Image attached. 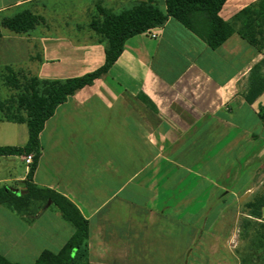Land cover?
Returning <instances> with one entry per match:
<instances>
[{
  "label": "crops",
  "instance_id": "1",
  "mask_svg": "<svg viewBox=\"0 0 264 264\" xmlns=\"http://www.w3.org/2000/svg\"><path fill=\"white\" fill-rule=\"evenodd\" d=\"M140 1L166 10L165 0H0V15L37 11L40 25L11 46L27 50L18 71L66 80L75 77L67 64L60 73L44 65L74 54L82 57L73 67L95 58V71L108 47L89 26L97 8L120 13ZM263 13L264 0H228L220 16L236 33L218 49L170 18L130 38L106 74L46 121L31 183L66 197L88 220L89 264H201L206 255L214 256L208 264H234L211 248L232 238L218 224L251 191L252 172L264 161V94L253 104L243 96L264 56L240 34L259 14L264 21ZM28 140L26 123L0 121V146ZM26 156H0V183L8 190L25 182L29 191ZM228 198L217 212L212 200ZM31 202L19 209L0 204V254L20 264L58 252L75 231L51 200Z\"/></svg>",
  "mask_w": 264,
  "mask_h": 264
},
{
  "label": "trees",
  "instance_id": "2",
  "mask_svg": "<svg viewBox=\"0 0 264 264\" xmlns=\"http://www.w3.org/2000/svg\"><path fill=\"white\" fill-rule=\"evenodd\" d=\"M228 0H165L166 10L162 11L158 4L149 1L137 2L132 8L120 13L108 11L99 6L98 13L92 18L90 28L108 43L105 63L91 73L72 77L66 80H42L34 76H18L11 72L6 83L13 89L23 91L7 101L0 98V121L26 123L29 140L24 147L0 146V156L34 155L33 164L27 176L28 194L18 196L7 188L0 190V204L13 209L29 206L33 200L46 204L49 200L59 209L64 220L70 223L75 231L70 240L58 252L45 250L34 264H89L87 257V240L89 223L80 210L66 197L49 190L38 188L32 184L35 171L41 156L40 134L45 123L50 119L57 107L69 97L86 86H91L102 75L106 74L117 62L125 49L127 41L137 35L151 32L164 26L173 18L188 30L201 38L211 49L221 47L233 34L234 27L221 16ZM264 17V13H263ZM42 22V18L29 10L5 17L0 21L1 29L23 34L32 31ZM255 28L261 30L255 33ZM250 44L256 46L264 56V21L260 19L246 22L240 32ZM264 94V57L255 64L247 78L243 96L246 102L253 104ZM264 119V108L260 110ZM252 209L251 216L260 219L264 207V193L255 197L252 202L242 204ZM0 264H20L12 262L0 254Z\"/></svg>",
  "mask_w": 264,
  "mask_h": 264
},
{
  "label": "rangeland",
  "instance_id": "3",
  "mask_svg": "<svg viewBox=\"0 0 264 264\" xmlns=\"http://www.w3.org/2000/svg\"><path fill=\"white\" fill-rule=\"evenodd\" d=\"M89 1V0H88ZM61 9H64L62 7ZM25 10L31 11L33 14L40 16L37 11L33 10L31 6L18 9L16 11H10L7 13L8 17L15 16L17 13L23 12ZM50 8H48V14H52ZM63 13V12H62ZM98 13V8L97 12ZM47 14V13H46ZM6 15V16H7ZM3 16L0 15V21L3 20ZM40 25V24H39ZM38 26V25H37ZM21 34L12 32L6 28L1 29L0 34V98L3 101H7L11 99L12 97H16L19 92L23 91L16 90L11 88L6 83L7 76L11 75V72H14L16 76L19 77L22 83L25 82L21 78V75H24L23 73H20L18 71V68H25V61H26V54L27 50L24 46H21L20 48L13 50L11 46H14L13 43H15L16 37ZM82 56H75L74 54H67V56H61L57 60H55L53 63H46L44 66L47 68H54L57 69L58 72H62L64 67L67 64L68 69H72L73 75L75 77L83 76L87 73H91L97 66L95 58H88L87 60H84L82 65L80 67L76 66L73 67L81 58ZM95 59V60H94ZM72 64V65H71ZM22 72V71H21ZM28 76V75H27ZM29 75L28 77H30ZM263 164V165H262ZM247 175L245 174L242 176L241 181L237 184L239 187L240 185H243V183L246 181ZM8 184L0 183V190H3L5 188H8ZM248 187L252 191V193L246 197L242 202L234 200V202L228 206L227 214L225 215V220L218 224V228L222 229L223 231H233V236L228 242H213V244L218 245L216 247H212L211 250L215 251V253L220 252L221 255L229 256L232 261H234V264H248L251 262H254L255 264H264V218L261 216L260 219H255L250 214L252 212V209L245 207L242 204L252 202L255 197L260 196L264 193V161L260 163V166L257 168H254L252 172L251 180L248 183ZM217 203L215 206V210L217 212L222 209L223 203H229L231 202V199H223L222 203H219L218 200L214 199L212 200V203ZM240 204H239V203ZM223 220V219H222ZM232 229V230H230ZM227 233V235H228ZM222 238V237H221ZM230 246V247H229ZM226 248H230L231 250H226ZM209 249V248H208ZM219 249V250H218ZM201 252H204V249H200ZM229 252V253H228ZM211 256H204L203 261L205 264H208V259H213ZM201 263V264H204ZM211 264H214L212 262Z\"/></svg>",
  "mask_w": 264,
  "mask_h": 264
},
{
  "label": "water",
  "instance_id": "4",
  "mask_svg": "<svg viewBox=\"0 0 264 264\" xmlns=\"http://www.w3.org/2000/svg\"><path fill=\"white\" fill-rule=\"evenodd\" d=\"M23 188H26V183L25 182H21V184L19 185V188H9L10 191H12L15 194H22V193H27V190H22ZM251 194V191H248L240 200V202H242V200H244L246 197H248ZM262 217L264 218V207L262 208Z\"/></svg>",
  "mask_w": 264,
  "mask_h": 264
},
{
  "label": "built area",
  "instance_id": "5",
  "mask_svg": "<svg viewBox=\"0 0 264 264\" xmlns=\"http://www.w3.org/2000/svg\"><path fill=\"white\" fill-rule=\"evenodd\" d=\"M152 37H153V38H156V37H157V34H156V33H153V34H152ZM33 161H34V157H33V155H27V156H26V164H27V165H32V164H33Z\"/></svg>",
  "mask_w": 264,
  "mask_h": 264
}]
</instances>
